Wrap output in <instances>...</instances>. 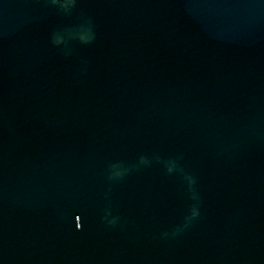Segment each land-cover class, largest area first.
<instances>
[{
	"label": "water",
	"instance_id": "1",
	"mask_svg": "<svg viewBox=\"0 0 264 264\" xmlns=\"http://www.w3.org/2000/svg\"><path fill=\"white\" fill-rule=\"evenodd\" d=\"M0 264H264V53L190 0H0Z\"/></svg>",
	"mask_w": 264,
	"mask_h": 264
}]
</instances>
